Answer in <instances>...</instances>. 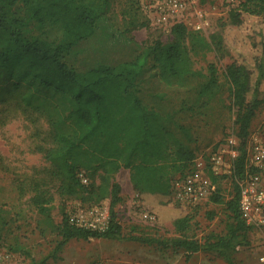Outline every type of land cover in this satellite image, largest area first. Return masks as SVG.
I'll use <instances>...</instances> for the list:
<instances>
[{
	"label": "trees",
	"instance_id": "obj_1",
	"mask_svg": "<svg viewBox=\"0 0 264 264\" xmlns=\"http://www.w3.org/2000/svg\"><path fill=\"white\" fill-rule=\"evenodd\" d=\"M113 3L114 0H0V103L16 93L20 106L47 120L51 142L44 150V158L50 165L51 179L58 182L60 194L74 195L91 187L88 184L86 188L78 177L83 170L93 176L100 173L98 189L104 196H111L107 231L75 227L66 213L54 225L53 197L46 187L34 182L30 202L43 222L61 236L57 250L73 238L120 237L113 208L120 200L121 188L109 182L111 175L127 169L138 195L169 199L172 175L183 174L196 157L188 146V130L171 115L161 114L141 99L140 79L153 71L167 85L186 87L194 79L205 78L198 96L211 100L222 90L217 68L209 63L207 73L203 74L193 68L191 54L211 51L219 60L232 54L222 31H213L206 37L184 23H177L171 28L173 39L168 43L157 40L133 60L115 65L101 63L77 72L64 60L65 55L94 34L97 22L110 13ZM263 12L264 7L256 9L247 2L240 11L231 10L222 26L240 28L244 23L242 13ZM254 47L260 53L251 65L236 55L225 68L239 149L233 175L235 194L224 202L217 189L210 201L225 203L230 217L226 233L210 236L203 242L188 237L192 216L186 213L174 221L178 236L163 241H139L170 245L187 253L213 252L227 264H235L233 253L249 244L251 228L240 218L235 178L243 174L250 127L264 105V99L258 96L264 74V38L258 37ZM216 179L212 177L214 182Z\"/></svg>",
	"mask_w": 264,
	"mask_h": 264
},
{
	"label": "rangeland",
	"instance_id": "obj_2",
	"mask_svg": "<svg viewBox=\"0 0 264 264\" xmlns=\"http://www.w3.org/2000/svg\"><path fill=\"white\" fill-rule=\"evenodd\" d=\"M145 1L114 0L110 13L97 22L94 34L75 46L64 60L77 72H84L101 63L115 65L133 60L157 40L172 41V27L151 23L142 8ZM247 2L256 9L264 7V0L198 2L197 9L208 22V26L198 32L207 37L213 31H222L232 52V58L222 60L211 51L191 54L193 68L203 74L207 73L209 63H214L217 68L222 90L211 100L198 96L205 78L194 79L186 87H177L165 84L150 71L139 81V95L144 103L161 114L171 115L175 122L188 130L191 135L188 146L196 157L207 158L229 138L236 139L235 114L230 108L225 68L236 55L244 57L251 65L260 53L255 49L254 41L258 37L264 38V12L261 15L242 13L244 23L240 28L222 25L228 21L231 10L240 11ZM193 12L189 13L186 25L195 31L190 26L195 18ZM258 96L264 97V74ZM18 101L19 97L13 93L0 103V254L11 255L4 264H31L44 259L46 264H227L224 258L213 252L187 253L170 245L139 241L145 238L163 241L178 236L174 221L188 213L192 220L187 236L203 242L210 236L224 235L230 217L225 203L207 201L188 210L172 197L138 195L127 169H120L109 177L110 183H117L121 188L120 200L113 208L120 226V237L73 238L57 250L61 236L55 228L43 222V217L30 202L33 183H40L39 186L46 187L52 195L54 225L61 222L62 213L67 216L86 213L90 207L107 209L110 219L111 196L108 193L104 196L101 188L98 189L102 179L100 173L93 176L83 170L78 177L83 176L86 183L82 184L91 187L74 195L60 194L58 182L51 179L50 165L44 158V150L51 142V128L43 116L20 106ZM262 121L264 105L256 113L250 131ZM181 173L172 175L173 179L183 175ZM215 183L224 202L234 196L232 175L217 177ZM141 210L152 212L156 222L145 221ZM248 239V245L238 247L233 253L234 263L264 264V226L251 228Z\"/></svg>",
	"mask_w": 264,
	"mask_h": 264
},
{
	"label": "built area",
	"instance_id": "obj_3",
	"mask_svg": "<svg viewBox=\"0 0 264 264\" xmlns=\"http://www.w3.org/2000/svg\"><path fill=\"white\" fill-rule=\"evenodd\" d=\"M225 1L234 3L235 0ZM198 2L199 0H146L142 8L148 13L151 23L166 28L177 23L186 25L189 13L194 11L192 14L195 18L190 15L194 18L190 26L195 31H202L208 26V22L197 9ZM238 155L237 140L229 138L209 157H195L192 168L171 182V197L178 204L188 208L210 201L217 191L212 177L233 176ZM235 179L239 187L240 218L250 228L260 229L264 226V121L255 130L250 131L246 142L244 171L240 178ZM80 180L83 184L86 183L83 176ZM141 216L145 221L156 222V216L152 212L141 210ZM68 220L75 227L97 232L105 231L110 224L109 212L99 207L87 208L86 213L69 215ZM10 258V253L0 254V264Z\"/></svg>",
	"mask_w": 264,
	"mask_h": 264
},
{
	"label": "crops",
	"instance_id": "obj_4",
	"mask_svg": "<svg viewBox=\"0 0 264 264\" xmlns=\"http://www.w3.org/2000/svg\"><path fill=\"white\" fill-rule=\"evenodd\" d=\"M260 99H264V97H260Z\"/></svg>",
	"mask_w": 264,
	"mask_h": 264
}]
</instances>
